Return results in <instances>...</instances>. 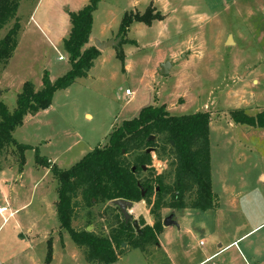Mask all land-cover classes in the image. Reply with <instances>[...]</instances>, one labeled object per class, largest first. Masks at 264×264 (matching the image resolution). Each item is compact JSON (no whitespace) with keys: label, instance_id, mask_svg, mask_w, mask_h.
I'll use <instances>...</instances> for the list:
<instances>
[{"label":"rangeland","instance_id":"1","mask_svg":"<svg viewBox=\"0 0 264 264\" xmlns=\"http://www.w3.org/2000/svg\"><path fill=\"white\" fill-rule=\"evenodd\" d=\"M57 3L19 0L15 17L0 31L2 37L15 20L19 23L13 55L5 68L0 65V99L9 110L25 81L38 90L44 72L54 81L70 68L63 48L70 26H60ZM148 7L161 18L129 25L123 58L117 45L104 48L86 76L55 91L48 108L27 114L13 131L14 139L30 148L21 168L17 151L7 147L0 154V207L10 205L13 211L0 213V264H88L59 229L57 181L36 163V154L67 169L149 104L164 105L174 115L210 113L217 206L160 209L161 219L174 214L175 224L163 228L157 246L144 252L125 243L128 250L112 264H264V128L229 116L236 108L249 115L264 111V0H103L93 12L92 42L120 39L124 13H144ZM229 35L233 42L226 43ZM166 60L171 66L161 75ZM151 168L153 174H168L167 161L155 155ZM91 210L95 215L101 208ZM128 212L135 220L154 222L144 200ZM85 214L78 209L76 229L84 227ZM96 220L102 222L99 215Z\"/></svg>","mask_w":264,"mask_h":264},{"label":"trees","instance_id":"2","mask_svg":"<svg viewBox=\"0 0 264 264\" xmlns=\"http://www.w3.org/2000/svg\"><path fill=\"white\" fill-rule=\"evenodd\" d=\"M102 0H88L78 11L70 12V30L63 40V48L70 62L69 70L50 81L43 73L41 88L36 90L31 81H25L16 96L15 107L9 110L0 99V154L7 147L18 153V167L24 163V152L30 145L18 143L12 133L23 123L27 114H36L48 108L53 94L87 75L101 51L89 45L93 12ZM19 0H0V31L16 14ZM154 18L152 8L144 13L125 12L117 37V56L123 58L121 43L133 21L149 24ZM17 20L0 37V65L5 68L18 43ZM230 118L239 124L264 128V111L246 114L241 108L231 109ZM210 113L196 111L174 115L164 105L149 104L137 115L114 126L104 145H96L67 169H60L43 156L36 154V163L49 168L57 181L55 201L59 229L66 231L88 264H112L128 249L121 244L150 252L157 246L163 230L160 209L193 208L206 210L217 206L216 194L211 188L210 172ZM153 136L149 139V136ZM171 141L173 144H171ZM151 148L152 152H147ZM165 159L168 174H153L151 158ZM144 192V194H142ZM187 194H192L186 198ZM125 199L144 200L154 217L146 224L142 217L137 231L131 221L125 222L120 209L112 202ZM99 206L95 215L91 208ZM78 209L86 211V223L76 229L73 221ZM102 219L98 222L96 217ZM96 220V222H95ZM88 226L92 229L87 230ZM106 229V230H105Z\"/></svg>","mask_w":264,"mask_h":264},{"label":"water","instance_id":"3","mask_svg":"<svg viewBox=\"0 0 264 264\" xmlns=\"http://www.w3.org/2000/svg\"><path fill=\"white\" fill-rule=\"evenodd\" d=\"M119 38L118 39H115V40H110V41H100L98 39H94V46L99 49V50H103L104 48L108 47V46H116L118 45L119 43ZM233 42L232 40V36L229 35L227 37V40H226V43H231ZM171 66V62L169 60H166L165 62H163L161 64V67L159 69V73L161 75H165L167 74L168 72V68ZM153 136H149V139H152ZM171 144H173V142L171 141ZM152 149L149 148L147 150V152H151ZM142 194H144V192H142ZM113 204L117 205L120 209V212H121V215L123 216L124 218V221L125 222H128V221H131L132 222V225L133 227L139 231V226H138V223H137V220H135L132 215L128 212V210L132 207L133 205V202L131 201H128V200H125V199H117V200H114L112 202ZM162 223H163V226H169V225H173L175 224V221L173 219V214H169L168 216H166L165 218H163L162 220ZM90 226L87 227V230H90ZM125 245V243H122L121 246L123 247Z\"/></svg>","mask_w":264,"mask_h":264},{"label":"crops","instance_id":"4","mask_svg":"<svg viewBox=\"0 0 264 264\" xmlns=\"http://www.w3.org/2000/svg\"><path fill=\"white\" fill-rule=\"evenodd\" d=\"M56 1H59V3H57V5L59 6L58 7V11L60 12V26H65L66 25V27L68 28V25L70 26V24H69V21H70V19H69V14L68 13H70V12H76V11H78L79 9H81L87 2H88V0H56ZM103 1V0H102ZM101 1V2H102ZM100 2V3H101ZM99 3V4H100ZM98 4V5H99ZM35 11V10H34ZM33 11V12H34ZM33 12H32V14H33ZM91 30H93V23H92V28H91ZM104 30L102 29L101 31H100V35H102V34H104V32H103ZM65 32V31H64ZM92 38H96V36H93L92 35V33H90V40H89V45L90 44H92L93 42V39ZM98 38V37H97ZM110 38L108 37V36H104V39L103 38H100V39H98V40H100V41H108ZM101 51V50H100ZM101 53H102V51H101ZM101 53H100V55H101ZM99 55V56H100ZM98 56V57H99ZM126 90V89H125ZM131 92V91H130ZM131 94V93H130ZM39 113V112H38ZM37 114V113H36ZM29 115V114H28ZM86 116H89L90 117V115L87 113V114H85ZM142 201V200H141ZM141 201H139V202H133V205H132V207L134 206V205H139V204H141ZM2 208H4V211H3V213H5V212H7V209H8V215H10L11 213H13V211H11V207H10V205H8L7 207L5 206V207H2ZM140 214H142L145 218H146V216H145V209L144 208H142L141 207V209H140V212H139ZM173 219H174V214H173ZM148 222L147 223H150L149 222V219L147 220ZM170 226V225H169ZM164 227H166V226H163V228ZM236 240H233L232 241V243L234 244V242H235ZM231 244V243H230ZM227 246H225V247H223V248H221L220 250H222V249H225ZM160 248V247H159ZM164 249V252H166L167 254H170V249H169V247L167 248V247H164L163 248ZM180 249V248H179ZM219 250V251H220ZM219 251H216V252H214V253H212L210 256H206L201 262H199V263H202V262H204V260H206V259H209V258H211L212 256H214L217 252H219ZM52 259V258H51ZM198 264V263H197Z\"/></svg>","mask_w":264,"mask_h":264},{"label":"built area","instance_id":"5","mask_svg":"<svg viewBox=\"0 0 264 264\" xmlns=\"http://www.w3.org/2000/svg\"><path fill=\"white\" fill-rule=\"evenodd\" d=\"M58 59H62V56H59ZM130 93H131V92H130L129 89H126V90H125V94H126V95H130ZM3 211H4V208L0 207V213H1V214L3 213Z\"/></svg>","mask_w":264,"mask_h":264}]
</instances>
